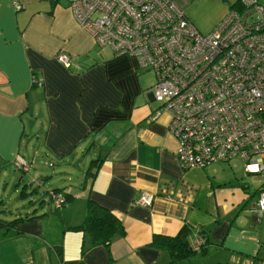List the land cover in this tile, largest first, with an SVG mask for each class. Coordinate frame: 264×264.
Instances as JSON below:
<instances>
[{
	"label": "crops",
	"instance_id": "obj_1",
	"mask_svg": "<svg viewBox=\"0 0 264 264\" xmlns=\"http://www.w3.org/2000/svg\"><path fill=\"white\" fill-rule=\"evenodd\" d=\"M237 1L173 0L201 32ZM200 9H208L206 16ZM59 51L70 56L68 66L57 58ZM148 69L134 55L98 45L67 0H0V175L6 169L25 173L17 157L29 168L37 154L75 157L77 148L98 147L104 157L84 187V176L76 187L69 176L44 190L48 197L54 187L74 194L60 209L52 202L55 217L36 207L18 214L40 215L20 221L19 232L0 236V264H252L264 256V211L254 208L261 184L251 190V180L212 162L181 165L168 113L155 116L159 104L148 91L155 75L148 78ZM47 176L33 181L43 184ZM142 192L153 194L150 205L135 201ZM87 196L123 222L125 234L112 239L111 257L102 244L82 252L83 233L67 229L82 220ZM183 223L192 227L191 244L206 230L207 250L172 261L151 241L155 234L174 235Z\"/></svg>",
	"mask_w": 264,
	"mask_h": 264
},
{
	"label": "built area",
	"instance_id": "obj_2",
	"mask_svg": "<svg viewBox=\"0 0 264 264\" xmlns=\"http://www.w3.org/2000/svg\"><path fill=\"white\" fill-rule=\"evenodd\" d=\"M67 1L98 45L134 55L140 66L154 71L148 91L159 101L155 116L168 113L181 165L203 168L238 156L247 172H264V5L259 0H238L208 32L198 30L173 0ZM57 58L70 64L64 51ZM16 163L29 167L23 157ZM152 200L149 192L135 199L143 205ZM254 208L264 211V186L255 194ZM204 240L198 235L193 247ZM252 264H264V256Z\"/></svg>",
	"mask_w": 264,
	"mask_h": 264
},
{
	"label": "rangeland",
	"instance_id": "obj_3",
	"mask_svg": "<svg viewBox=\"0 0 264 264\" xmlns=\"http://www.w3.org/2000/svg\"><path fill=\"white\" fill-rule=\"evenodd\" d=\"M259 1L264 5V0ZM207 12L208 9L207 11H203L201 9L198 10L200 16H206ZM254 16H257V14L255 13ZM149 70L150 69L147 70V76L148 78L152 79V77L154 76V71L150 70V72ZM158 104L159 101L155 100L154 105L156 106ZM87 145L90 144L86 143L85 146ZM24 146L25 142L23 143L21 149L22 152L25 149ZM104 146H106V142L104 143V145L102 144V147ZM89 148H77V150L75 151V153L77 152V154H74L75 157L72 155L63 156L61 158L52 157L51 159L54 160V163H52L51 165H48L51 159H49L47 156H44V154L43 156H41V158H39L40 156L39 154H37V161H35L32 164L31 168H29L28 171L23 174L21 180H18L20 175L22 174L21 172H19L20 170H16V174H13L10 169L3 170L0 175V178H2L0 180V217L11 219L19 213H25L26 211L30 212L34 207H36L38 210H42L43 208L50 209L55 217L57 215L54 210L55 206L49 200V197L46 195V193H44V190L46 188H49L50 186H54V183L52 181L60 182L62 178H68L69 176L71 177V184H74V187L78 186V184L80 183L79 176H84V172L88 167L91 159L97 157V150H99L98 147ZM33 153L34 152L32 149L29 156L26 155V157H32ZM70 162H72V164L68 165V163ZM66 165L69 166V168H67L68 174H65L62 171L64 170L63 166ZM212 165H224L227 170H233L234 172L241 174V176L245 179L251 180V190H254L264 182V172H247L243 166V161L238 156H232L229 162L214 161L212 162ZM56 168L61 171L58 173V170ZM53 169L55 170V172H52ZM40 174L48 175L43 184H38V182L33 181V178L39 179ZM50 174H53V176L50 177ZM23 188L26 191V194L24 196H21L20 191ZM31 200H34L32 205L30 204ZM41 200L42 206H40Z\"/></svg>",
	"mask_w": 264,
	"mask_h": 264
},
{
	"label": "trees",
	"instance_id": "obj_4",
	"mask_svg": "<svg viewBox=\"0 0 264 264\" xmlns=\"http://www.w3.org/2000/svg\"><path fill=\"white\" fill-rule=\"evenodd\" d=\"M236 5H238L237 2L230 6L232 7ZM34 83L35 81H33V84ZM103 158V156L97 155V157L91 159L85 170L84 179L82 181L83 187L85 186L87 179H90L91 181L93 180L101 162L103 161ZM260 186H264V184L262 183ZM20 193H22V191ZM55 195L60 196V203L56 204L57 209L65 207L74 199L73 193L61 187H54L50 190L49 200L51 202H55ZM38 215L26 213L14 216L11 219L0 217V236H6L8 234L19 232L16 225L20 221L31 219ZM67 229L81 231L83 233L81 243L82 252L90 246L102 244L107 247L110 257V245L112 239L116 235L123 236L125 234L121 218L112 210L98 203L90 196H87L85 199L82 220L75 225L67 227ZM205 231V229H201L200 235H202L205 240L199 248L193 247L189 240L192 233V227L188 223H183L174 235L155 234L152 238L151 244L154 247L166 250L172 261L189 258L195 255L198 251L206 252L209 240Z\"/></svg>",
	"mask_w": 264,
	"mask_h": 264
},
{
	"label": "water",
	"instance_id": "obj_5",
	"mask_svg": "<svg viewBox=\"0 0 264 264\" xmlns=\"http://www.w3.org/2000/svg\"><path fill=\"white\" fill-rule=\"evenodd\" d=\"M152 94V93H151ZM30 167V166H29ZM29 167L27 168V169H25V170H23L24 172H27L28 171V169H29ZM23 177V174L20 176V179Z\"/></svg>",
	"mask_w": 264,
	"mask_h": 264
}]
</instances>
